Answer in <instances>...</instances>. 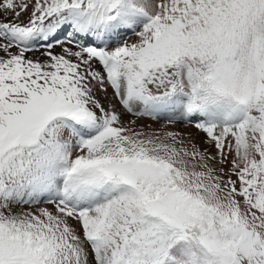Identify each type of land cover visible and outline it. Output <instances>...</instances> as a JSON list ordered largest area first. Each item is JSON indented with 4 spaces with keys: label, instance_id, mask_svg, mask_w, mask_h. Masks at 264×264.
Wrapping results in <instances>:
<instances>
[{
    "label": "snow or ice",
    "instance_id": "6c2138e0",
    "mask_svg": "<svg viewBox=\"0 0 264 264\" xmlns=\"http://www.w3.org/2000/svg\"><path fill=\"white\" fill-rule=\"evenodd\" d=\"M0 264H264V0H0Z\"/></svg>",
    "mask_w": 264,
    "mask_h": 264
}]
</instances>
